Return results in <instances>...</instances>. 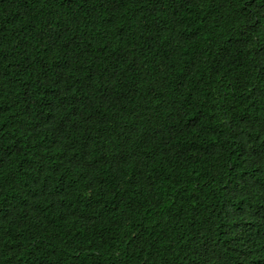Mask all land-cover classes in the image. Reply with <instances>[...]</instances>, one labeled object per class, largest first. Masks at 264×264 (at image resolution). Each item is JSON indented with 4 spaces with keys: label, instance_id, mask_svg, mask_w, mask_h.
Wrapping results in <instances>:
<instances>
[{
    "label": "trees",
    "instance_id": "trees-1",
    "mask_svg": "<svg viewBox=\"0 0 264 264\" xmlns=\"http://www.w3.org/2000/svg\"><path fill=\"white\" fill-rule=\"evenodd\" d=\"M0 264H264V0H0Z\"/></svg>",
    "mask_w": 264,
    "mask_h": 264
}]
</instances>
